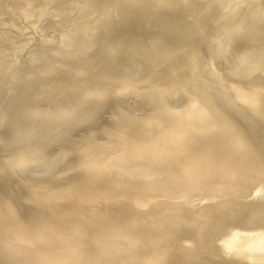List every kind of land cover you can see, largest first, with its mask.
<instances>
[{"label":"bare ground","instance_id":"1","mask_svg":"<svg viewBox=\"0 0 264 264\" xmlns=\"http://www.w3.org/2000/svg\"><path fill=\"white\" fill-rule=\"evenodd\" d=\"M0 264H264V0H0Z\"/></svg>","mask_w":264,"mask_h":264},{"label":"rangeland","instance_id":"2","mask_svg":"<svg viewBox=\"0 0 264 264\" xmlns=\"http://www.w3.org/2000/svg\"><path fill=\"white\" fill-rule=\"evenodd\" d=\"M18 4H21V2H18ZM259 10H261V8H258ZM49 12V11H48ZM241 13H238V11L235 13V17H238L239 15H240ZM243 16H245L244 14H243ZM245 20H247V18L245 17L244 18ZM33 20V19H32ZM54 20H55V18H52V17H49V19H47L46 21H44V23H46L47 21H51V23L52 22H54ZM248 20H249V18H248ZM16 22H17V24L19 25V27H28V29L29 30H31V31H33L34 33H35V35L37 34V32L35 31V29H36V26H37V24H35V25H31V24H29L26 20H23V19H17L16 20ZM248 22V21H247ZM246 22V23H247ZM246 23H245V25H246ZM259 25V24H258ZM30 36H32V35H30ZM34 42L33 41H31V44H33ZM14 46H11V47H7V49L8 48H10V49H12Z\"/></svg>","mask_w":264,"mask_h":264}]
</instances>
